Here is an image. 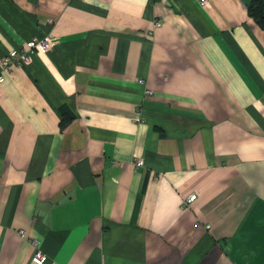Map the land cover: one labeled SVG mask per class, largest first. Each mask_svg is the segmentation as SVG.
I'll return each instance as SVG.
<instances>
[{
	"label": "crops",
	"instance_id": "crops-1",
	"mask_svg": "<svg viewBox=\"0 0 264 264\" xmlns=\"http://www.w3.org/2000/svg\"><path fill=\"white\" fill-rule=\"evenodd\" d=\"M249 1L0 0V264H264Z\"/></svg>",
	"mask_w": 264,
	"mask_h": 264
},
{
	"label": "built area",
	"instance_id": "built-area-1",
	"mask_svg": "<svg viewBox=\"0 0 264 264\" xmlns=\"http://www.w3.org/2000/svg\"><path fill=\"white\" fill-rule=\"evenodd\" d=\"M202 4H207L208 0H200ZM159 23V21H156ZM52 46L51 36L47 35L42 38H32L26 42V48L12 49L7 52V54L0 58V84L5 79V72L10 68L11 65L22 66L28 63L32 57V53L36 50L39 52H46ZM139 83L143 81L138 80ZM148 94L151 93L150 90H146ZM136 167L143 166V159L137 158L134 161ZM196 199V194L192 193L186 196L183 200V205L188 206ZM19 234L24 236V231L19 230ZM31 244L33 246V252L31 255V261L36 264H43L47 260L46 254L42 251L38 239H31Z\"/></svg>",
	"mask_w": 264,
	"mask_h": 264
},
{
	"label": "trees",
	"instance_id": "trees-1",
	"mask_svg": "<svg viewBox=\"0 0 264 264\" xmlns=\"http://www.w3.org/2000/svg\"><path fill=\"white\" fill-rule=\"evenodd\" d=\"M248 15L264 29V0H250L247 5Z\"/></svg>",
	"mask_w": 264,
	"mask_h": 264
}]
</instances>
